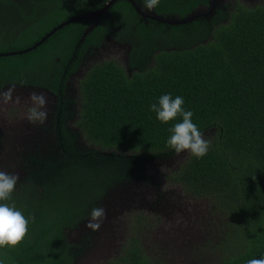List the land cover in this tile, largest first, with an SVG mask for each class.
Instances as JSON below:
<instances>
[{"label":"trees","instance_id":"1","mask_svg":"<svg viewBox=\"0 0 264 264\" xmlns=\"http://www.w3.org/2000/svg\"><path fill=\"white\" fill-rule=\"evenodd\" d=\"M106 2L0 0V54L27 50ZM256 2L170 26L145 25L127 1H117L82 43L94 20L64 27L27 54L0 58V89L47 90L63 103L54 131L18 156L23 174L7 203L32 219L19 246L0 249V264H71L68 254L77 257L78 246L68 244L67 231L106 196L145 180L147 162L177 156L166 141L182 117L163 124L150 111L165 94L183 97L210 144L201 159L181 153L187 157L165 178L218 211L221 250L229 254L222 264L264 258V0ZM201 5L207 0H160L154 9L185 18ZM113 38L131 46L130 74L99 60L95 50ZM127 255L124 264H150L136 243Z\"/></svg>","mask_w":264,"mask_h":264},{"label":"flooded vegetation","instance_id":"2","mask_svg":"<svg viewBox=\"0 0 264 264\" xmlns=\"http://www.w3.org/2000/svg\"><path fill=\"white\" fill-rule=\"evenodd\" d=\"M212 1L213 0H207V3L209 4ZM256 1L257 0H224V3L218 6L216 10H221L229 3L235 8L237 7V2L250 5L256 4ZM130 5L139 16L140 21H143L145 25H147L149 21L155 22L150 19L151 16H159L155 9L151 12L144 10L141 0H133ZM134 5L137 10L134 8ZM199 7H203V5ZM107 16L108 12L105 17ZM95 51L100 53L99 60L101 62L113 61L120 66L126 74L131 73L127 63L131 52V46L129 44H122L114 38L108 39ZM127 70L130 72H127ZM9 87L31 89L33 91L42 92L47 97L48 104L46 110L48 115L43 123L39 121L31 122L27 118L29 115V108L32 106L29 98H13V100L7 104L0 103L1 130L4 132L8 130L5 136L9 137V140H5L4 142L12 146L30 147L32 144L37 143L36 139H42L44 134L47 135L50 131H54L53 124L57 123L55 122V118L59 122L58 117H61L57 111L62 109L63 103L58 102L59 100L57 97L47 90H39L31 87L27 88L25 86H5L1 88L0 91H6ZM75 95L76 94H74L73 97ZM74 125L75 119L68 122L70 128H75ZM19 126L21 127L20 131H18ZM22 131H24L23 135L28 138L25 142L20 140V133ZM4 132H2V134ZM37 132L38 138L36 136ZM185 157L187 156L179 155L173 159L151 160L147 162L142 169L143 178H145L147 182L138 179L130 184L132 185L130 190L140 185L151 188L149 194L153 199L155 198L156 203H153L154 205L151 207H136L123 211L122 213L120 212L116 219H114L113 232H108L109 234H114L115 237H112L105 247L102 246L100 248V244L102 243L100 241L102 239L100 230L102 229L93 232L85 228L84 225L87 222L88 215H86L75 231L68 230V244L78 246L76 250L77 257H73L74 253L71 255L69 252L68 254L71 259L75 258L71 264H124L122 260L123 257L128 258L127 254L130 251V247L131 245L134 247L135 243L138 249H140V255H144L145 258L149 260L150 264H222L223 259L229 254L224 253V249H222L223 251L221 250L223 244L221 241H223L224 238H219L220 236L218 234L223 233L219 231L223 228L222 224L220 225V219L217 217L213 221L207 208L202 207L203 200L197 199L191 192H185L178 185L171 183L169 179H163V176L164 178L165 176L168 177L171 172L177 171V168L181 165ZM170 160L171 163L165 164ZM160 162L163 163L160 164ZM16 173L19 175L23 174L18 171V168ZM166 182H168V185L172 188L163 187V184ZM116 193L117 192H114L106 196L100 207L112 204L114 202L113 196H116ZM121 195H123V193ZM210 202L211 201H209V203ZM162 204L173 206L175 213L173 214V211H171L170 217L165 216L164 213L158 209ZM210 205L212 204L210 203ZM176 210H181L183 212L179 214ZM194 214L197 218H194ZM213 225L214 228L212 232L211 226ZM103 230L107 229L104 228ZM157 230V237H151L152 234L156 236ZM72 234L73 236H71ZM114 238H117V241L114 240ZM86 239L87 241L83 243V240ZM133 239L135 242L131 243ZM210 257L213 258L212 262ZM120 259L121 261L119 263L118 260ZM116 261H118V263H115Z\"/></svg>","mask_w":264,"mask_h":264},{"label":"clouds","instance_id":"3","mask_svg":"<svg viewBox=\"0 0 264 264\" xmlns=\"http://www.w3.org/2000/svg\"><path fill=\"white\" fill-rule=\"evenodd\" d=\"M160 0H142V8L151 12ZM14 87L7 91H0V103L7 104L13 100ZM32 106L29 108L28 119L31 122L43 123L47 119L48 100L44 93L32 92L29 96ZM184 99L181 96L173 98L170 94L159 97L157 103L150 106V111L156 113V119L163 124H168L177 117H182V122L175 123L170 129V136L166 146L173 150L177 156L187 152L189 155L201 159L209 150V141L204 139L203 133L193 123V112L185 110ZM18 174L8 173L0 170V249L15 248L24 241L28 235V225L31 217H25L22 211L14 204L7 201L12 199ZM107 218V211L104 207H94L89 213L85 228L93 232L99 231ZM247 264H264V258L250 259Z\"/></svg>","mask_w":264,"mask_h":264},{"label":"water","instance_id":"4","mask_svg":"<svg viewBox=\"0 0 264 264\" xmlns=\"http://www.w3.org/2000/svg\"><path fill=\"white\" fill-rule=\"evenodd\" d=\"M117 1H123V0H107V2L105 4H103L101 10L93 12L89 15L73 18L69 21L63 22L62 24H60L59 26H57L56 28L51 30L48 34H46L33 47H31L27 50L21 51V52L0 54V58L8 57V56H14V55L27 54L31 51L36 50L39 46H41L44 42H46L51 36H53L56 32L62 30L64 27H67L72 23L94 20L95 22L93 23V25L89 26L85 30V32L82 36V39L80 40V43H82L83 39L96 29L97 22L99 21V19L103 16H106L108 10L111 9L112 6ZM125 1H127L128 3L131 4L133 0H125ZM222 3H224V0H213L211 3L208 4V6H203V7L197 8L195 11H193L191 14L187 15L185 18H168V17H162V16H151L150 19L154 20L155 22H158L160 24H166V25H170V26L186 25V24L192 23L193 21H195L199 18H205V19L211 18L215 14L217 7L220 6ZM134 8L136 9L135 5H134ZM127 72H130V71L127 70ZM32 92H34V91L31 89L29 90V89H21V88L14 87L13 98L14 99H18V98L28 99ZM35 92L40 93L38 91H35ZM1 129H2V127L0 126V131L4 132ZM20 129H21V127L19 126L18 131H20ZM7 131L8 130H6L0 136H2V135L5 136ZM23 133H24V131H22L20 133V136H21L20 140L25 142V140H27L28 138L26 136H24ZM103 154H105V153H103ZM161 163H163V162H160V164ZM169 163H171V160L166 162L165 164H169ZM130 188H132V185H130L128 187L121 188L119 191H117V193H116L117 195L113 196L114 202L112 204H108L109 206L106 205V206H108V207H106V209L108 208L107 209L108 212H107V218L104 221L103 226L101 227L102 230H100V233L102 236V239L100 240L102 242L100 244L101 245L100 248L102 246L105 247L106 244L108 243V241L110 242L111 238L115 237L114 234H109L108 232H113L114 219H116V217L120 214V212L122 213L123 211L129 210L131 208H136V207H139V208L147 207V206L151 207L152 205H154L153 203H156L155 198L153 199V197H151V195L149 194V192H151V188L145 187L144 185L137 186V188H134L131 190H130ZM122 193H123V195H121ZM110 205H113V206H110ZM158 209L160 211H162L165 216H169V217L171 216V211H173V214L175 213L174 207L169 205V204H162ZM175 209H177V208H175ZM176 211L179 214H182V212H183L181 210H176ZM194 218H197V216L195 214H194ZM184 219H186V218H184ZM104 228L107 230H103ZM116 239L114 238V240H116Z\"/></svg>","mask_w":264,"mask_h":264},{"label":"rangeland","instance_id":"5","mask_svg":"<svg viewBox=\"0 0 264 264\" xmlns=\"http://www.w3.org/2000/svg\"><path fill=\"white\" fill-rule=\"evenodd\" d=\"M0 134H2V131H0ZM36 136L38 138V132H37ZM4 140H9V137L4 136V135L0 136V165L2 166V169L4 171H6L8 173L16 174V170H17L16 163H17V161H19L18 156L20 154H22L25 150H27V147L12 146L10 144L8 145V143H5ZM36 141H40V139L39 140L36 139ZM10 149H12V150H10ZM13 152H14V154H13ZM6 165L8 166L7 168H6ZM163 179H166V178H164V176H163ZM163 187L172 188L170 185H168V182L163 184ZM206 201H208V199L203 200L202 207L207 208L210 216L213 218V221H214L215 218L219 217L218 211L216 209H214L213 206L206 207L208 205L207 203H205ZM108 206L104 205L103 207L106 209V207H108ZM106 211H107V209H106ZM213 228H214V225L211 226L212 232H213ZM73 234L71 236H73ZM157 235H158V230L156 231V236L154 234H152L151 237H157ZM210 259L212 262L213 258L210 257Z\"/></svg>","mask_w":264,"mask_h":264}]
</instances>
